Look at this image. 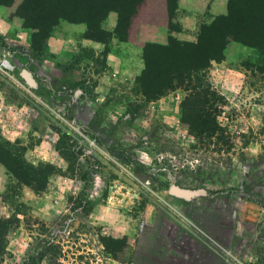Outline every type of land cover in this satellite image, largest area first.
<instances>
[{"label": "rangeland", "instance_id": "374dc122", "mask_svg": "<svg viewBox=\"0 0 264 264\" xmlns=\"http://www.w3.org/2000/svg\"><path fill=\"white\" fill-rule=\"evenodd\" d=\"M21 2L0 5V59L14 64L0 69V148L11 167L0 264H130L169 204L193 219L197 210L221 220L232 213L246 238L256 226L263 253L256 247L248 258L264 264L262 52L230 40L222 59L199 72L210 120L224 130L218 143L197 135L183 87L145 99L134 78L114 77L102 57L99 77L68 57L56 60L43 32L16 15ZM231 6L242 9L236 0ZM157 52L166 62V51ZM24 69L36 87L25 83ZM171 186L201 193L185 199ZM103 239L121 244L116 258Z\"/></svg>", "mask_w": 264, "mask_h": 264}, {"label": "crops", "instance_id": "0c3cea01", "mask_svg": "<svg viewBox=\"0 0 264 264\" xmlns=\"http://www.w3.org/2000/svg\"><path fill=\"white\" fill-rule=\"evenodd\" d=\"M227 3L228 0H178L174 22L179 29L170 30L166 0H143L130 21L125 39L115 35L118 15L109 11L100 23L108 35L87 36L85 22L59 20L46 38V45L56 60L68 57L73 61L72 66L92 69L95 77L101 75L95 63L102 57L104 68L111 75L136 80L144 68L145 43L165 44L169 36L194 42L200 25L225 14ZM9 179L7 169L0 163V206ZM168 208L170 212L162 217L160 225L145 229L150 233L149 244L145 247L140 243L134 248L130 264H256L248 258L257 247L256 226L250 228L251 235L246 238L245 228L233 219L232 213L221 220L214 211L197 210L193 219L186 217L184 210L176 205L169 204ZM164 226L171 229V234L164 232ZM259 249L263 253V247ZM110 264L122 263L113 260Z\"/></svg>", "mask_w": 264, "mask_h": 264}, {"label": "trees", "instance_id": "16d2710c", "mask_svg": "<svg viewBox=\"0 0 264 264\" xmlns=\"http://www.w3.org/2000/svg\"><path fill=\"white\" fill-rule=\"evenodd\" d=\"M142 1L22 0L15 13L23 20L25 26L42 31L47 38L59 20L85 22L87 36H106L108 34L101 29L100 23L109 11H115L118 18L114 33L119 39H125L130 21ZM177 1L166 0L170 30L179 29L178 24L174 22ZM236 1L242 9L233 10V0H228L227 12L215 16L209 23H202L194 42L180 41L169 36L165 44L145 43L142 51L144 68L136 77L145 99L161 95L170 86L183 87L189 91L192 96L189 103L191 118L199 127L197 135L208 139L214 137L218 143L224 139V130L216 119L210 120L209 87L203 83L202 74L199 72L207 68L211 61L222 59L223 49L230 40L254 47L264 56V0ZM13 2L14 0H0V5L8 6ZM159 49L165 50L167 54L163 64L158 63ZM172 56H176L177 60L173 62ZM2 151L7 150L0 148V163L11 171L10 165L2 158ZM1 240L0 236V242ZM103 243L106 252L114 258L122 249L121 244L114 241L103 239Z\"/></svg>", "mask_w": 264, "mask_h": 264}, {"label": "water", "instance_id": "95a60500", "mask_svg": "<svg viewBox=\"0 0 264 264\" xmlns=\"http://www.w3.org/2000/svg\"><path fill=\"white\" fill-rule=\"evenodd\" d=\"M21 77L23 78V80L25 81V83L30 86V87H36V81L35 79L32 77V75L30 74V72L26 69H24L21 72ZM201 190L196 189V190H188V189H183V188H179L176 186H171L169 188V192L172 194H175L177 196L183 197V198H189L192 195L200 192Z\"/></svg>", "mask_w": 264, "mask_h": 264}, {"label": "built area", "instance_id": "2783aa9c", "mask_svg": "<svg viewBox=\"0 0 264 264\" xmlns=\"http://www.w3.org/2000/svg\"><path fill=\"white\" fill-rule=\"evenodd\" d=\"M0 69L1 70H13L14 69V64L6 57H3L0 59Z\"/></svg>", "mask_w": 264, "mask_h": 264}]
</instances>
